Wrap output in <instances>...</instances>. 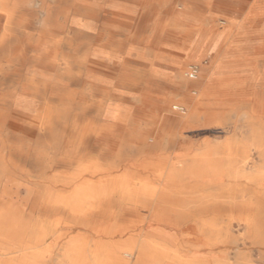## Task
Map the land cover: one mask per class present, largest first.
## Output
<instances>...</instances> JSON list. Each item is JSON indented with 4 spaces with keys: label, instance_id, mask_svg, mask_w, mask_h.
I'll return each instance as SVG.
<instances>
[{
    "label": "bare ground",
    "instance_id": "obj_1",
    "mask_svg": "<svg viewBox=\"0 0 264 264\" xmlns=\"http://www.w3.org/2000/svg\"><path fill=\"white\" fill-rule=\"evenodd\" d=\"M262 45L264 0H0V264H223L230 219L264 264Z\"/></svg>",
    "mask_w": 264,
    "mask_h": 264
},
{
    "label": "rangeland",
    "instance_id": "obj_2",
    "mask_svg": "<svg viewBox=\"0 0 264 264\" xmlns=\"http://www.w3.org/2000/svg\"><path fill=\"white\" fill-rule=\"evenodd\" d=\"M261 15H262V13H261ZM261 17L262 16H259V18H261ZM160 20H162V17H160ZM253 21H254V23H257L258 20H257V18H254ZM259 29L260 30L262 29V27L260 25H259ZM134 31L138 34L137 36H139V38H141V39L143 37H145V35L148 34V32H144L141 29H139V30L138 29H134ZM150 40H152V37H151ZM153 46L155 47L154 43H153ZM259 48L264 50V45L259 46ZM256 65H257L256 68H257L258 71H261V72L264 71V59L260 60ZM211 72L214 75V77L212 78L213 80L211 79V81L206 83L207 92L209 94H211V95H220L222 93H218L217 90H224L225 87H226L227 81H225V80H223L221 78H216L215 77V73H216L215 69H212ZM211 85H212V87H211ZM212 91H214V92H212ZM216 134L217 135L219 134V135L217 136ZM183 136H184L185 140L190 142V143L200 144L203 141H209V142L211 141V144L214 145V144L225 142L226 141L225 139H227L229 137V132H226L225 130H222L220 128L207 127V126H202V124H200V123H194V125H192V124L190 125V128H187V129L183 130ZM209 136H211V137H209ZM53 218L54 217H52V219H51V225H54V219ZM228 218H229V216H225L224 220L225 219L228 220ZM224 220H219V222L223 221V223L220 225L222 227H224V223L226 222V220L225 221ZM230 223L232 225L231 228H232L233 236H234V244L233 243L231 244V246H232L231 251L228 250V247H229L228 243L221 244V245H219L217 247H214V252L217 254L215 256L216 260L221 261L223 264L224 263L225 264H229L230 263L229 262L230 260L228 259L229 255H227L226 253L231 255V261L232 260L235 261L236 253H238L239 264H246L247 259L249 258V256H250L249 259H251L250 261L253 264L261 263L260 261L258 262V258H257V254H258L257 253V246L248 244L249 242L246 239V234H245V230H244L243 226L241 227L236 221L231 220V219H230ZM61 226H59L57 228V232L61 231ZM75 232L79 233V234H84L85 232H87L86 231V227H81L79 230H77ZM75 232H74L73 235L76 234ZM68 238H60L61 240L59 239V241L60 242H64ZM219 239L222 240L223 237L219 238ZM244 244H246V246ZM201 252L203 253V251H200V253ZM226 259H228L229 261L227 262ZM248 263H250V262H248Z\"/></svg>",
    "mask_w": 264,
    "mask_h": 264
}]
</instances>
